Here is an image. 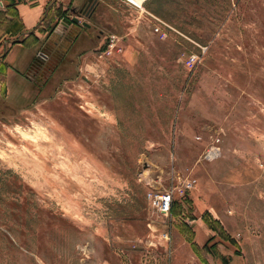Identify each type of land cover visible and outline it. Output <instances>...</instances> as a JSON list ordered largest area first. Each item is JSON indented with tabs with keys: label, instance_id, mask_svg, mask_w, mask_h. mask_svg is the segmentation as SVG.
Masks as SVG:
<instances>
[{
	"label": "rangeland",
	"instance_id": "rangeland-1",
	"mask_svg": "<svg viewBox=\"0 0 264 264\" xmlns=\"http://www.w3.org/2000/svg\"><path fill=\"white\" fill-rule=\"evenodd\" d=\"M16 13L0 264H264V0H49L31 83L3 62ZM164 190L167 216L147 197Z\"/></svg>",
	"mask_w": 264,
	"mask_h": 264
},
{
	"label": "crops",
	"instance_id": "crops-1",
	"mask_svg": "<svg viewBox=\"0 0 264 264\" xmlns=\"http://www.w3.org/2000/svg\"><path fill=\"white\" fill-rule=\"evenodd\" d=\"M14 4L17 12L18 21L20 24V31L17 33L18 39L12 42L6 51L3 62L7 70V79L11 77V73L21 81L26 80L25 73L33 70L35 66V59L38 52V46L35 42L41 39L39 27L44 21V12L49 0H10ZM63 1V0H62ZM69 3H76L77 0H67ZM67 23V22H66ZM68 30H75L74 24H67ZM47 38V37H46ZM39 43V42H38ZM25 76H24V75ZM28 83H31L30 81ZM17 87V85H16ZM13 84L10 85L6 81L5 89L16 88ZM18 93H21V91Z\"/></svg>",
	"mask_w": 264,
	"mask_h": 264
},
{
	"label": "built area",
	"instance_id": "built-area-1",
	"mask_svg": "<svg viewBox=\"0 0 264 264\" xmlns=\"http://www.w3.org/2000/svg\"><path fill=\"white\" fill-rule=\"evenodd\" d=\"M6 0H0V7L5 6ZM154 31L156 33L162 34V28L160 26L154 27ZM163 36L165 34L163 33ZM114 40H111V43ZM112 45V44H111ZM198 61V57L195 55L189 56L186 59V64L190 66L191 68L195 66V64ZM218 142V141H217ZM221 148L218 146V144H212L203 154V159L207 161H213L221 157ZM192 189V184L189 182H186L183 184L182 188L179 190L180 194H183L184 192L190 191ZM148 199L152 201L154 204L157 212L162 216L169 215L171 205L173 202V190H164V191H158V192H150L147 195Z\"/></svg>",
	"mask_w": 264,
	"mask_h": 264
},
{
	"label": "water",
	"instance_id": "water-1",
	"mask_svg": "<svg viewBox=\"0 0 264 264\" xmlns=\"http://www.w3.org/2000/svg\"><path fill=\"white\" fill-rule=\"evenodd\" d=\"M90 1L91 0H89V2ZM77 23H78V19L77 18H73L71 21H67V24H77ZM83 25L86 26V27H89V25L86 24V23H84Z\"/></svg>",
	"mask_w": 264,
	"mask_h": 264
},
{
	"label": "flooded vegetation",
	"instance_id": "flooded-vegetation-1",
	"mask_svg": "<svg viewBox=\"0 0 264 264\" xmlns=\"http://www.w3.org/2000/svg\"><path fill=\"white\" fill-rule=\"evenodd\" d=\"M93 11V6L91 8H89V14H91V12ZM86 14V13H85Z\"/></svg>",
	"mask_w": 264,
	"mask_h": 264
},
{
	"label": "bare ground",
	"instance_id": "bare-ground-1",
	"mask_svg": "<svg viewBox=\"0 0 264 264\" xmlns=\"http://www.w3.org/2000/svg\"><path fill=\"white\" fill-rule=\"evenodd\" d=\"M130 2H139V1H141V0H129Z\"/></svg>",
	"mask_w": 264,
	"mask_h": 264
},
{
	"label": "trees",
	"instance_id": "trees-1",
	"mask_svg": "<svg viewBox=\"0 0 264 264\" xmlns=\"http://www.w3.org/2000/svg\"><path fill=\"white\" fill-rule=\"evenodd\" d=\"M16 16H17V13H16ZM18 18V17H17Z\"/></svg>",
	"mask_w": 264,
	"mask_h": 264
}]
</instances>
